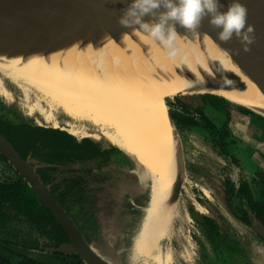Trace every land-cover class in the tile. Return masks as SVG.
Instances as JSON below:
<instances>
[{
    "label": "bare ground",
    "instance_id": "6f19581e",
    "mask_svg": "<svg viewBox=\"0 0 264 264\" xmlns=\"http://www.w3.org/2000/svg\"><path fill=\"white\" fill-rule=\"evenodd\" d=\"M125 11V8L112 10L106 5L103 17L107 27L115 32L110 36L106 31L94 27V40L93 37L86 39L87 35L77 40L69 37V21L63 20L58 25L62 34L58 38L64 36V44L69 39V45L53 46L55 40L50 38L32 48L22 46L16 50H1L0 95L9 102L15 99L5 85L6 79L23 93L28 114L38 112L53 127L61 126L57 114H63L69 119L64 128L70 134L71 131H87L86 124H91L112 145L135 159L133 161L138 168L140 180L150 183L149 206L135 243V252L144 255L148 250L152 253L158 251L159 264H168L172 259L171 249L164 253L161 242L174 234L181 196V193L177 195V187L181 184L183 189L186 170L181 139L169 118V111L166 115L159 94L160 87L180 86L187 89L168 96L166 103L168 98L176 96L213 93L263 114L264 95L228 51L202 29L191 32L177 25V51L175 55H170L168 49L147 33L122 26L119 19ZM151 19L149 16L144 17L145 21L150 22ZM142 38L154 44L153 53L146 51L153 55L151 59L138 54L139 58L146 61H138L139 67L135 65L134 68L129 63V69L126 67L128 63L123 67L122 62H116L124 56L116 52L117 44L121 49L129 50L132 45L128 49V43L132 44L134 40L137 44L138 39ZM145 44L149 43H144L143 48ZM107 48L114 51L112 59L102 61V64L110 66L107 71L98 72L93 69L94 61L90 58H86V62L91 66L78 61L71 65V61L76 58H66L80 54L91 55L90 52L102 55ZM58 55L64 58H56ZM118 55L122 57L118 58ZM158 55L163 62L166 61V66L160 63ZM120 65L123 68H119ZM89 67L92 69L89 70ZM217 75L222 80L229 77L232 79L225 88L208 86L207 82L216 80ZM33 96L35 99L32 101ZM167 121L178 141V166L174 163L173 137L171 134L169 136ZM170 167H174L178 174L175 180ZM196 207L202 212L205 210L199 204ZM154 210L157 212L153 214ZM106 260L115 264L111 259Z\"/></svg>",
    "mask_w": 264,
    "mask_h": 264
},
{
    "label": "rangeland",
    "instance_id": "374dc122",
    "mask_svg": "<svg viewBox=\"0 0 264 264\" xmlns=\"http://www.w3.org/2000/svg\"><path fill=\"white\" fill-rule=\"evenodd\" d=\"M143 42H148L149 44H145L146 47L144 46L143 48ZM151 44V40L148 41L143 38L141 40L138 39L137 44L134 40L132 44L128 43V49L132 45L129 50H123L117 44L115 46L118 49L116 52L118 54H124L123 57L125 58L122 61L123 57L120 55L122 57L120 58L118 55L117 57L121 61L117 60L116 62H122L123 65H121L123 67L124 64L126 65L128 63L126 65L127 68L129 67V63L133 65V68L135 65L139 67L140 64L138 61L144 62L146 60H142V57L139 58L138 54L140 56H147L148 58L153 57L151 53L155 51V48L154 44ZM105 50L102 55L90 52L91 55L80 54V57L76 55L66 58H76L71 61V65H74V62L78 61L91 66L92 64L86 62V58H90L94 61L92 65L93 69H97L98 72L107 71V68L110 66L102 64V61L112 59L114 57V51L108 48ZM146 51L152 52L147 53ZM144 52L147 54H144ZM158 56L161 59V62L160 60L159 62L166 66V61L163 62L162 57L160 55ZM55 57L63 56L58 55ZM134 61H136V64ZM121 65L119 68H123ZM88 69L91 70L92 68L89 67ZM4 82L7 89L13 93L15 99L13 102H9L0 95V102L18 114L14 118L16 122L24 119V121L26 120L38 126L57 128L62 131L68 130L64 127L69 119L63 114H57L61 126L54 127L52 124H48L38 112L28 114L24 106L23 93L10 81L5 79ZM186 90V88L180 86L163 85L160 87L159 94L162 96L167 116L168 111H176L174 103L177 100L185 106H188V111L191 114L198 116L196 114L203 108V100L207 97L196 95V93L176 96L174 99H167V103L173 105L168 108L166 98L185 92ZM34 99L35 96L32 97V101ZM231 103L232 107L229 110L231 111L232 123L234 121L233 118H235V123L238 124L237 126H241L239 128L243 129V132H240V129H234L233 131L236 135H240L247 140L250 137V135H247L248 131L256 130L254 128L256 126H253V129L252 127H245L242 123L243 121L242 117H240L239 110L233 107V105L242 106L233 102ZM10 117L12 116L10 115ZM167 124L169 136L171 134L173 137L174 163L178 166V141L176 142L173 129L168 121ZM86 127L89 133L87 131H71V135L78 137V139L90 138L95 142L103 144L104 147L118 148L112 145L98 128L91 124H86ZM178 132L184 149L186 177L183 182V189L181 190L180 207L178 210L179 216L175 220L174 234L172 233L170 238L164 239L161 242V249L164 253L171 249L172 259L168 264H264V239L258 236L254 230L245 226L235 218V213L231 206L238 208L241 203L238 198L227 194V192L231 191V189L228 190L231 185L233 186L232 188H235L234 185L242 180L251 181L250 177L252 176L253 178L256 177L257 182H259L257 172H261L264 175V144L256 145L259 149L258 153H255V150L250 147L245 148V153L242 151L243 147L241 146V148L234 150V155L240 162V164L236 165L233 163L232 156H223L221 151L216 149L200 132H188L184 128L178 129ZM251 137L253 136L251 135ZM250 140L252 142L254 139L252 138ZM133 160H135L133 157H129L121 150L109 163L103 165L102 168L94 164L89 165L88 168H91L94 174L98 175V178L104 181L94 182L88 177L91 188H95L99 196V203L95 207L99 230L98 232H93L89 231L86 227L87 229H84V234L86 240L98 254L106 259L115 261V264H159L157 260L158 251L152 253L148 250L146 251L147 254L144 255H139L135 252V243L146 216V209L149 206L150 183L140 180L138 168ZM170 171H172V174L174 173L175 180L178 176L175 168L170 167ZM1 176L5 177V174L0 167V178ZM228 179L232 181L226 182ZM228 183L231 184L229 185ZM260 183L259 189L264 187V177L262 181L260 180ZM131 202L136 203L138 207L136 209L137 222L135 224L132 220L133 214L136 211H134L135 207L131 205ZM196 203H199L205 210L203 212L200 211L196 207ZM155 212L157 211L154 210L153 214ZM204 217L211 218L218 225L221 234L226 236L228 240L238 241L237 243L240 244L244 252L242 254L232 255L231 261L224 260L207 239L206 227L203 225ZM130 222L134 224L132 227L130 226ZM188 253L192 255L189 256ZM31 255L36 257L45 256L41 252H33Z\"/></svg>",
    "mask_w": 264,
    "mask_h": 264
},
{
    "label": "flooded vegetation",
    "instance_id": "af4514ba",
    "mask_svg": "<svg viewBox=\"0 0 264 264\" xmlns=\"http://www.w3.org/2000/svg\"><path fill=\"white\" fill-rule=\"evenodd\" d=\"M239 114L247 116L241 112H239ZM247 117L251 118V124H253L254 121L255 125L253 126H256L254 128L258 130V132H256V130H250L248 132L250 137H248V139L246 138L247 140L239 138L235 134L231 126L232 120H230L229 127L233 135L239 141L236 149L243 147L244 149L242 148V151L245 153V148L250 147L255 150V153H258L259 149L256 145L264 144V121L262 119L253 118L251 115ZM22 121H24V119ZM24 122L31 127H42L27 122L26 120ZM253 126L250 127L253 129ZM251 135L253 137H251ZM75 138L78 142L87 139L92 140L90 138ZM252 138L254 140L251 142L250 139ZM92 141L96 143L103 152H107V154L104 153L103 155H99L92 161L85 163H81L79 160L72 162H57V156L52 154L50 150L39 149L40 143L34 144L30 149V145L18 148L9 141L22 159L26 163H29L33 171L39 176L42 184L48 188L50 195L55 198L69 218L75 223L85 240L84 229L88 228L89 231L93 232H98L99 230V222L97 220V214L95 213V207L99 203V196L97 195L96 189L91 188L89 181H104L98 178V175L94 174L93 170L88 167L90 164H94L102 168L103 165L109 163L112 158L121 151L118 148H115V150L112 149L114 147H104L103 144L95 142L94 140ZM233 163L236 165L240 164L237 157L233 158ZM0 167L5 174V177L1 176L0 178V264H73L72 261L62 262L63 260H57V257L62 255L74 256L54 251L63 245L70 244L71 238L44 203L39 193L31 186L26 177L13 166L10 160L1 154V152ZM88 177H90V180ZM250 179L251 181L242 180L238 184L235 182L232 183L236 184L234 185L235 189L237 188L236 190L240 188L241 184H247L251 193L256 197L255 199H257L261 189H259L256 177L253 178L252 176ZM231 181L228 179L226 182ZM17 199L20 200L19 204L22 205V208L17 207ZM238 200L241 203L238 208L231 206L235 213V218L240 221V217H242L241 211L243 210L247 212L250 218V212L254 214L253 210L249 208L245 199L238 198ZM131 205L135 207L134 211H136L133 214L132 220L135 224L137 222L136 209H138V207L134 202H131ZM133 223L130 222L131 227L134 225ZM242 224L249 228L252 227L245 223ZM33 252H41L45 256H32L31 253ZM81 261L85 264L83 260Z\"/></svg>",
    "mask_w": 264,
    "mask_h": 264
},
{
    "label": "water",
    "instance_id": "95a60500",
    "mask_svg": "<svg viewBox=\"0 0 264 264\" xmlns=\"http://www.w3.org/2000/svg\"><path fill=\"white\" fill-rule=\"evenodd\" d=\"M131 2L133 0H0V51L16 50L22 46H28L29 48L40 46L50 38L55 40V45L53 46H61L64 44V36L58 38L62 35L58 25L63 20L69 21V37L76 38L77 40L82 39L86 35L88 36V38L87 36L85 37L86 39L93 37L92 40H94L96 37V34L93 32L94 27L106 31L110 36V34H114L115 32L113 29L107 27V23L103 17L106 5H109L112 10H115V8L121 10L127 9ZM240 2L245 4L248 9V23L255 25L256 29V40L251 45L250 52H244L241 44L235 37L229 43L219 41L217 35L219 30L214 29L209 24L208 17L202 21L200 29L228 51L264 95V0H240ZM219 3L224 6L220 11L226 12L232 0H219ZM56 24L57 27L55 28ZM51 29L54 30L49 34ZM80 36L82 37L80 38ZM67 43L68 45L70 44L69 39ZM237 49H239V54H236ZM217 77L214 81L209 80L207 82L208 86L225 88L228 85V81L232 79V77H229L222 80L221 76L217 75ZM196 95L228 100L213 93ZM240 106L264 118L263 113L243 105ZM169 118L175 127L176 133L179 135L170 112ZM0 152L26 177L56 217L57 221L69 234L71 243L63 245L54 251L77 255L85 264H112L99 255L92 245L83 238L75 223L69 218L55 198L50 195L48 188L42 184L39 176L33 171L29 163H26L22 159L14 146L1 134ZM181 190L182 185L179 184L177 195L181 193ZM250 220L251 229L264 239V225L252 212H250Z\"/></svg>",
    "mask_w": 264,
    "mask_h": 264
},
{
    "label": "trees",
    "instance_id": "16d2710c",
    "mask_svg": "<svg viewBox=\"0 0 264 264\" xmlns=\"http://www.w3.org/2000/svg\"><path fill=\"white\" fill-rule=\"evenodd\" d=\"M167 104L168 106L172 105L170 103ZM203 104V108L196 114L198 116H195L188 111V106H185L177 100V102L174 103L176 111L170 110V115L178 129L184 128L188 132H200L216 149L220 150L223 155L235 158L234 150H236L239 141L233 135L229 127L232 117L229 109L232 107V103L223 98L207 97L203 100ZM233 107L244 115H251L264 121L263 117L256 115L247 108L234 105ZM10 115L12 117H10ZM16 116H18V114L13 111V109H9L0 102V134L18 148L30 145L29 147L31 149L34 144L40 143L39 149L50 150L52 154L57 156V162H72L79 160V162L85 163L92 161L99 155H103L104 153L107 154V152H103L92 140L87 139L78 142L74 136L58 129L31 127L25 124L24 121L16 122L14 119ZM257 177L260 187V180H263L264 175L261 172H257ZM232 187L231 185L230 188H228V190L231 189V191L227 192V194H230L232 197L245 199L257 219L264 225V187L261 188V192L258 194L257 199L253 196L247 184H241L238 190ZM16 203L17 207L22 208V205L19 204V199L16 200ZM241 212L242 217H240V221L248 226L251 225V220L247 212L244 210ZM203 220V225L206 227L207 239L224 260L231 261L232 255L238 253L242 254V252H244L240 244L237 243L238 241L232 239L228 240L226 236L221 234L218 225L211 218L204 217ZM57 260H63L62 262L72 261L73 264H83L77 255H62L58 256ZM31 262L34 263L33 261Z\"/></svg>",
    "mask_w": 264,
    "mask_h": 264
},
{
    "label": "clouds",
    "instance_id": "9594fccd",
    "mask_svg": "<svg viewBox=\"0 0 264 264\" xmlns=\"http://www.w3.org/2000/svg\"><path fill=\"white\" fill-rule=\"evenodd\" d=\"M219 0H133L119 23L147 33L175 55L178 38L177 25L185 31L196 32L208 17L209 24L218 29V39L229 43L235 37L244 52L251 51L255 43V25L248 23V9L240 0H232L226 12ZM151 17L145 21L144 17ZM138 26V27H137ZM239 54V49L236 50Z\"/></svg>",
    "mask_w": 264,
    "mask_h": 264
},
{
    "label": "crops",
    "instance_id": "0c3cea01",
    "mask_svg": "<svg viewBox=\"0 0 264 264\" xmlns=\"http://www.w3.org/2000/svg\"><path fill=\"white\" fill-rule=\"evenodd\" d=\"M240 117H242V123H243V125L245 126V127H247V128H249L250 126H253V125H255V123H254V121H253V124H251V118H249V117H247V116H242V115H240ZM253 118H256V117H254L253 116ZM246 119H247V122H246ZM233 123L231 124V126H232V129L234 130V129H240L239 127H241V126H237L238 124L237 123H235V118H233ZM237 127V128H236ZM240 132L242 131L243 132V129H240L239 130ZM249 132V131H248ZM256 132H258V130H256ZM255 132V133H256ZM254 133V134H255ZM243 134V133H242ZM244 135V134H243ZM248 135V134H247ZM247 135H245V136H247ZM238 136V135H237ZM239 138H243L242 136H238Z\"/></svg>",
    "mask_w": 264,
    "mask_h": 264
}]
</instances>
